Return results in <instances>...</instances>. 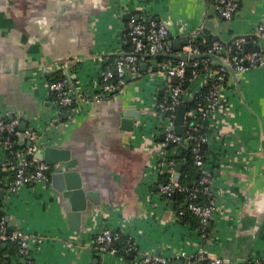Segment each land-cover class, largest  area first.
I'll return each mask as SVG.
<instances>
[{"label":"crops","instance_id":"crops-1","mask_svg":"<svg viewBox=\"0 0 264 264\" xmlns=\"http://www.w3.org/2000/svg\"><path fill=\"white\" fill-rule=\"evenodd\" d=\"M132 14L167 23L172 38L188 33L189 39L199 29L227 42L254 34L264 20V0H239L230 18L218 14L215 0H0V115L36 128L38 150L47 144L67 149L69 159L57 169L78 171L98 201L87 200L79 227L72 228L64 199L47 183L55 169L45 180L1 191L0 212L11 229L27 235L33 264H135L146 254L167 260L158 264L179 257L191 262L180 252L193 256L199 247L229 264L264 260V63L229 72L205 121L217 207L204 238L157 191L163 164L174 154L159 136L157 107L166 96L156 73L161 61L146 56L141 77L55 117L46 78L61 72L79 92L96 90L101 69L124 51ZM249 42L264 49V38ZM205 79L193 80L183 98L198 92ZM131 107L139 117L124 129L121 113ZM103 227L130 237L137 249L124 257L99 252L93 238ZM11 262L22 264L17 255Z\"/></svg>","mask_w":264,"mask_h":264},{"label":"built area","instance_id":"built-area-1","mask_svg":"<svg viewBox=\"0 0 264 264\" xmlns=\"http://www.w3.org/2000/svg\"><path fill=\"white\" fill-rule=\"evenodd\" d=\"M239 6V0H215V8L223 18H230ZM197 29L188 39L187 44H183L179 51H174L169 44V28L159 20L146 16L132 14L129 17L127 27L124 31L130 42V49L118 54L113 63L101 69L96 90L79 92L71 81L70 77L64 73H52L44 83L45 91L55 106V117H60L73 109L76 102L99 101L102 98L116 93L124 87L130 77H141L143 70L141 61L145 57H156L163 54L164 59L156 68V73L163 78L166 96L169 104L158 102L161 132L163 141L171 142L173 152L176 153L186 142L194 140L192 146L193 162L200 177L196 184L189 188L184 184H179V171L175 169L176 160L170 157L163 164L162 171L169 172L165 181H160L157 185L158 193L165 199L170 200V194L174 190L187 191L186 208H179L176 214L181 216L185 210L194 214L200 223L195 229L202 238L207 236L205 230L209 219L217 207V200L212 187V174L206 165V150L201 152L199 145L207 144L208 134L205 121L209 113L214 110L221 98V92L228 74L226 66L218 60L212 59L209 54H216L226 59L235 71H242L247 67L264 63V49L253 47L251 50H244L243 44L247 41H255L256 38H264V20L258 23L254 34L239 35L230 41L223 42L214 38L210 44L201 51L199 47L192 43L201 35ZM174 54V55H173ZM184 54L186 58L178 55ZM197 66L202 63V70L193 68L191 78L186 89L180 86L181 80L185 76L186 65ZM200 75L205 76V83L209 80L207 93L203 100L196 101L194 107L185 111L195 120L185 124V135L175 133L171 129L178 104L189 101L183 98L184 92H191V83ZM172 76L178 77V82L171 81ZM204 83V84H205ZM189 94V93H188ZM196 93L191 94L190 97ZM187 110V109H186ZM185 117V114H184ZM200 119V120H199ZM204 126V131L201 128ZM20 133L18 117H7L0 115V148L3 155L0 158V191L15 190L16 188L35 181L45 180L51 170L57 169L58 164H51L36 157L38 131L33 126H26L23 131V143L19 144L15 135ZM16 146V148H14ZM177 174V178L175 175ZM174 187V188H173ZM200 192L205 194V200L198 201L196 198ZM121 232L110 227H103L95 233L94 244L99 252H111L120 257L119 249L115 245L120 238ZM0 240H16L18 242L17 255L21 258L22 264H33L28 255L27 235L20 229H11L4 215L0 213ZM124 252L129 253L136 250V245L130 237L125 236ZM180 256L188 258L197 264H229V261L219 256H208L199 247L197 253L188 256L184 251ZM166 259L161 256L146 254L135 264H158L166 263ZM12 264V262H11ZM250 264V263H249ZM251 264H264V260H255Z\"/></svg>","mask_w":264,"mask_h":264},{"label":"water","instance_id":"water-1","mask_svg":"<svg viewBox=\"0 0 264 264\" xmlns=\"http://www.w3.org/2000/svg\"><path fill=\"white\" fill-rule=\"evenodd\" d=\"M127 14H124V16ZM135 17H138V14L135 15ZM150 19V17H148ZM161 22V21H160ZM167 26V23L162 22ZM207 24V20H206ZM169 44L173 47L174 51H179L181 49V46L183 44L188 43V33L181 34L176 38H172V34L169 33ZM244 50H251L253 48L252 42H245L243 44ZM174 55V54H173ZM181 58H186L184 54L178 55ZM209 56L214 59L221 61L227 68L228 73L230 72L232 75L235 73V70L232 68L230 63L220 56L216 54H209ZM141 66L144 68L145 64L144 62L141 64ZM155 68V67H154ZM171 81L173 83L178 82L177 76H172ZM193 98L190 97L188 100L191 101ZM187 109V106L185 104H178L176 107L175 116L173 118V123L171 125V129L174 130L175 133H178L182 136L185 135V124H184V114ZM65 116V115H64ZM121 123L122 127L124 129H132L134 127V119L139 117V110L136 108H127L126 110H123L121 113ZM162 118L160 117V120ZM26 122L21 121L19 123V129L21 130V133L19 135L23 136V131L26 127ZM159 130H161V125L158 127ZM160 138H163V133L160 131ZM23 137L19 139V144L23 143ZM180 154V152H178ZM36 157L39 159H43L44 161L51 163V164H62L63 161H67L69 159V152L67 149L47 144L43 148L37 150ZM182 167V162L179 160L176 162L175 169L179 171ZM166 174H169V172H165ZM175 178H177V174L175 175ZM167 177L165 178V180ZM48 184H51V186L56 189L59 192L60 198H63L64 200H61L63 202V206H65L66 210V218L67 222L72 228H78L79 227V220L81 216V211L86 208L87 200L91 201L94 204H97V198L96 193L92 190H87L85 188V185L81 179V176L79 175L78 171L71 168H64L63 165L60 166L59 169L53 171L50 175V179L47 181ZM174 188V187H173ZM1 194V191H0ZM174 190L170 194V201L169 206H173V197H174ZM209 224V222L207 223ZM11 228V227H10ZM170 264H197L193 262H185L183 258H175L171 261Z\"/></svg>","mask_w":264,"mask_h":264},{"label":"trees","instance_id":"trees-1","mask_svg":"<svg viewBox=\"0 0 264 264\" xmlns=\"http://www.w3.org/2000/svg\"><path fill=\"white\" fill-rule=\"evenodd\" d=\"M201 33H202L201 36L193 40L192 43L197 45L199 49L203 51L210 44V42L214 38H217V37L209 35L206 32H201ZM123 46H124V51H128L131 47L129 40L126 37L124 38ZM157 59L159 61H162L164 59V55L158 54ZM113 60L114 58L111 59V62L109 65L113 63ZM109 65L106 64V66H109ZM193 68H196L201 71L202 63L198 64L197 66L191 65L190 62L187 63L185 76L180 82V86L182 89H186V87L188 86L190 82V78H191V71ZM227 76H226V79H227ZM208 87H209V80L198 90V92H196V94L193 96V99L191 101H184V104L187 106L186 112L189 111L192 107H194L196 101L203 100L202 97L207 93ZM160 101L164 102V104H169L170 99L163 98ZM157 110L159 111L158 107H157ZM184 119L186 123H190L191 121L195 120L187 113H185ZM201 130L204 131V126L201 128ZM164 143L167 146V148H171L173 146L171 142H164ZM193 144H194V140H189L179 149L180 154L176 152L172 155V157L176 161H179L181 159L183 160L182 167L179 170L180 174L178 176V182L179 184H184L186 186H189V188H192L200 177V173H198V171L196 170L194 162H193V152H192ZM14 148H16V146ZM206 148H207V144L201 143L199 145V150L203 153L206 150ZM166 175L167 174L165 173V171H162L161 174L159 175V179L162 182L165 181ZM174 192L175 194H174L173 200L176 205V210H178L179 208H186V199H187L188 192L179 191V190H176ZM196 199L198 201L205 200V194L203 192H200ZM178 217L183 221L191 222L194 227L200 226L198 218L188 210H185L184 213L181 216L178 215ZM205 230H207V233H208L207 226ZM124 240H125V236L121 234L120 238L116 240L115 245L119 249V253H122L123 255H127L128 253L124 252V246H125ZM17 248H18V242L16 240H0V264H11V257L12 255L16 254Z\"/></svg>","mask_w":264,"mask_h":264}]
</instances>
